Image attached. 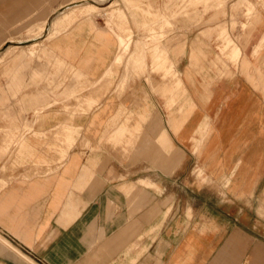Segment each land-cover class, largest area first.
I'll return each instance as SVG.
<instances>
[{
	"label": "crops",
	"instance_id": "crops-1",
	"mask_svg": "<svg viewBox=\"0 0 264 264\" xmlns=\"http://www.w3.org/2000/svg\"><path fill=\"white\" fill-rule=\"evenodd\" d=\"M130 2H120L117 22L78 15L7 51L22 48L2 67L0 130L24 136L18 164L0 156V264H264V0L199 5L195 24L184 15L171 32L158 28L169 16L164 1L161 10L159 0ZM117 28L130 29L126 55L145 73L128 79L135 65L121 64L107 92H79L77 78L96 80L113 56L121 60ZM149 34L163 36L182 85L174 95V78L151 69L148 50L145 64L135 57ZM226 38L239 50L235 62ZM41 56L53 60L27 65ZM62 64L71 70L64 79ZM89 94L97 103L68 119L64 101L74 107Z\"/></svg>",
	"mask_w": 264,
	"mask_h": 264
},
{
	"label": "rangeland",
	"instance_id": "rangeland-1",
	"mask_svg": "<svg viewBox=\"0 0 264 264\" xmlns=\"http://www.w3.org/2000/svg\"><path fill=\"white\" fill-rule=\"evenodd\" d=\"M97 2L99 3L96 5L97 7H103V9H96L94 11H89L86 8L87 1L85 0H0V52L3 51L0 54V76H5L7 77V74L3 72V66L6 64L5 61L9 60L11 61V56L13 53H16L20 51L24 46L22 44L26 43H31L34 40L35 41H42L48 35H56L57 33L65 30L76 18L77 16H82L86 15L89 13H97V14H104L105 17L109 16L112 20H115L116 22L120 18L123 17V13L121 10H119L120 2L124 7H130V1L132 0H114L111 1V5L108 6V0H89L88 2ZM140 1V0H139ZM161 1L164 5L161 4ZM207 1V2H206ZM215 1L218 0H204L203 2L201 0H159L160 4V10L161 6L163 5L164 10L169 11V16L167 19H162L160 17L157 18L158 20V28L160 32L162 30H167L168 32L174 31V30H181L183 28V18L185 15L186 19V26L188 27L190 24L193 25L197 22L198 20V11L196 8L201 5L202 10L205 11V9L209 8H214V7H220L222 6V3H215ZM221 1V0H219ZM214 2V3H213ZM86 3V5H85ZM107 5L108 7H106ZM85 7V8H83ZM106 7V8H105ZM71 8H75L76 10V17H71L68 16H63L64 13L68 12ZM81 8V9H80ZM83 8V10H82ZM80 10L82 12H80ZM248 10V9H247ZM246 10L245 17H250L252 15V10L250 9L249 11ZM189 11H193L189 13ZM80 12V13H79ZM103 15V16H104ZM57 17H61L57 25L54 24V21L56 20ZM109 21V22H111ZM108 22V23H109ZM44 23V24H42ZM156 24V20L153 22H150L149 26ZM46 25L44 28V32H41V26ZM29 29V30H28ZM123 34H118L117 40H118V45H119V50L120 55H121V60L116 62L114 61V56L108 65V67L104 70V72L98 77V79L93 80V81H88L84 76L77 80L81 81L80 86H79V92H82L84 89H89L93 93L100 91V95L107 92L109 88L112 86L114 80L117 77V68L119 65L124 64V71L128 72L130 68L125 69L126 64L130 65H135L134 68H131L132 74L128 75L127 78H134L137 74L139 77L140 75L145 73V68L144 69H137L136 67L137 62L136 60H133L131 58L132 52L127 56V51L129 48V45L131 43V32L130 29H120ZM57 32V33H56ZM55 33V34H54ZM149 33V31H148ZM37 34V35H36ZM36 36V37H35ZM130 36V37H128ZM128 37V38H127ZM163 36L162 34L160 35H148V41H142L138 44L137 50L138 53L135 54L136 59L139 60L138 63H143L145 64V54L143 53V49L148 50V56L151 60V66L152 70L154 72L162 73V76L164 78L169 77V78H174L173 84L171 85L172 90L168 93V96L174 95L173 93L178 91L179 89H182V85L180 82V79L177 76V72L172 68L171 61L168 58L167 52H165V49L159 44V40L162 39ZM28 39H30L28 41ZM129 39L128 42V47H125L124 43L125 41ZM12 43L15 44H20L18 46H22V48H17V49H11L10 52H7L8 49L13 45ZM44 43V42H42ZM146 43H152V45L147 46L148 44ZM141 44V45H140ZM231 41L229 39H225V45L223 49H229L228 50V59L232 62L237 61L239 57V50L235 45H231ZM3 48V50H1ZM42 48V46H41ZM31 53L35 50V47L31 48ZM237 53V54H236ZM164 54L163 57H160V55ZM53 57H47V56H41L38 59L33 58L29 61H27V65L30 63H34L33 61L36 60H51ZM53 60V59H52ZM62 67L64 69L63 72V79L66 78V74L70 73L69 67L67 65H63ZM20 70V69H19ZM26 70V69H25ZM109 70L111 71L112 74L109 75L106 72ZM33 82V81H32ZM125 82V77L121 79L116 85V92H121L124 88L123 83ZM178 84V85H176ZM176 85V86H175ZM35 86L34 83H31L30 85H25V89ZM20 90L22 89H17L15 92L16 94L14 95V103L19 108V102L22 100L16 99L18 96L21 97L22 95L20 94ZM94 93V95H95ZM24 94V93H22ZM11 96H13L11 94ZM87 99H84L78 103L77 100H73L74 102V107L73 105L71 106L69 101L67 102L64 101L65 104H69V106H64L63 110L64 113L68 115V119H70L74 113H79V112H86L87 109H89L93 104L97 103L98 98L97 96L94 97L92 94L85 95ZM76 104L80 105L78 107ZM192 107V104L189 105V108ZM41 109L35 108L32 111V118L30 119L31 122H35L38 119V113ZM21 118V117H19ZM5 119V118H4ZM182 119V117H181ZM25 120V118L23 119ZM29 127V125H27ZM26 129L25 131H27ZM77 130L73 131V134H76ZM165 132L161 140L165 138ZM2 136V137H1ZM24 136L23 131H19L14 127H12L11 130H0V141H1V146H0V156L5 157L6 159H14L13 163L18 164L17 161L18 159H22L23 157V141L21 138ZM55 141H58V137L54 136L53 138ZM159 141V145L161 146L163 142ZM65 150V149H64ZM63 150L62 156L65 155V151ZM178 155H175V160L177 161ZM1 170H4V167H1ZM200 175V170L196 169L194 172V176L198 177ZM1 182L0 183H5L7 184V180L0 178ZM2 236V235H1ZM3 237V236H2ZM0 250H3L2 247H0Z\"/></svg>",
	"mask_w": 264,
	"mask_h": 264
},
{
	"label": "bare ground",
	"instance_id": "bare-ground-1",
	"mask_svg": "<svg viewBox=\"0 0 264 264\" xmlns=\"http://www.w3.org/2000/svg\"><path fill=\"white\" fill-rule=\"evenodd\" d=\"M85 1H87V5H86V3H85V5H86V8H88L87 10H89V11H94V10H98V9H103V7H97L96 5H98L99 3H97V2H88L89 0H85ZM111 5V4H110ZM106 7H108V6H106ZM83 8H85V7H83ZM83 8H82V10H83ZM86 8H85V10H86ZM81 9V8H80ZM80 12H82L81 10H80ZM79 12V13H80ZM45 27H46V25H45ZM44 25L42 26V28H41V32L43 31L44 32ZM37 35V34H36ZM36 37V36H35ZM30 39H28V41H29ZM129 39H127L126 41H125V43H124V45H125V47H128V41ZM35 41V40H34ZM33 41V42H34ZM32 43V42H31ZM107 73V72H106Z\"/></svg>",
	"mask_w": 264,
	"mask_h": 264
},
{
	"label": "water",
	"instance_id": "water-1",
	"mask_svg": "<svg viewBox=\"0 0 264 264\" xmlns=\"http://www.w3.org/2000/svg\"><path fill=\"white\" fill-rule=\"evenodd\" d=\"M2 49H3V48H2ZM2 49H1V50H2Z\"/></svg>",
	"mask_w": 264,
	"mask_h": 264
}]
</instances>
